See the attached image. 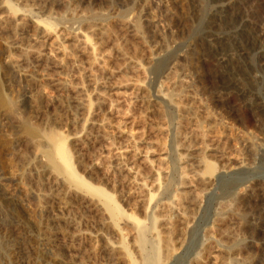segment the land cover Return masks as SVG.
Returning a JSON list of instances; mask_svg holds the SVG:
<instances>
[{
    "label": "rangeland",
    "instance_id": "obj_1",
    "mask_svg": "<svg viewBox=\"0 0 264 264\" xmlns=\"http://www.w3.org/2000/svg\"><path fill=\"white\" fill-rule=\"evenodd\" d=\"M0 18V264H146L131 234L144 225L152 254L162 213L189 193L186 129L206 136L209 183L196 210L173 215L166 264H264V0H0ZM37 28L77 41L23 55ZM115 46L143 65L128 102L113 82L133 71Z\"/></svg>",
    "mask_w": 264,
    "mask_h": 264
},
{
    "label": "bare ground",
    "instance_id": "obj_2",
    "mask_svg": "<svg viewBox=\"0 0 264 264\" xmlns=\"http://www.w3.org/2000/svg\"><path fill=\"white\" fill-rule=\"evenodd\" d=\"M17 20L14 21V22H16L17 25H19L21 27L25 26V22H26L25 20H23L21 18L18 21ZM2 23H4V20L2 18H0V24H2ZM128 26H129L128 24L125 25V27H128ZM17 27L13 29L14 32H16V30L18 29ZM98 33L100 34V31ZM35 36L37 37V39H35V38L34 39L37 41L38 46L35 45L37 47H34V49H32V48L23 49V47H22L21 51H22L23 55H27L29 53H35L37 55H41L42 56V53L46 52V53L49 54V52H52V51H55V53L56 52H62L63 54L64 53L66 54V49H67L66 43L72 42L74 44V42L77 41L76 38H70V37L68 38L67 36H65L63 34L49 33V32H45V31H41L39 28H37V30L35 32ZM115 47H116L117 53L123 54L121 56H123V58H126V55L124 53H122V50L120 49V47H118V46H115ZM128 56H127L126 60L128 59L127 60L128 61V69H131L133 71V72L131 71L133 73L132 77H128V79L126 78V80H124L122 82L121 81L120 82H118V81L113 82V87L115 89H117V90H121L123 88L124 89H126V88L129 89L130 88L132 90V92L130 94L129 93L128 94L119 93V96L122 97L127 102L131 101L133 99H136L137 95L143 91L142 81H141V77H140L142 72H143V65H142L141 59H139L138 57H130V58H128ZM95 60L96 59H94V61ZM98 63L99 62H97V64ZM96 66H99V65H96ZM103 73H104V71H103ZM105 73L107 75H112V71L111 70H105ZM171 80H172V82L174 81L173 77L171 78ZM59 86H62V85H59ZM178 107H179V110H180L181 114H183V118L184 117L185 118L191 117V118L194 119L197 116V112L190 106L179 104ZM164 132H165V129H163V128H158L157 131H156V133L159 134V135L164 134ZM128 135H129V138L134 137V135L131 134V133H129ZM52 137L55 139L54 135ZM56 137H57V134H56ZM177 138H178V143L180 145L181 150L184 151V153H185L184 157L181 159L183 167L181 168V178H180L181 180L180 181H181V185H182L183 191L185 189L186 190L189 189L190 191L187 194L182 192L180 194V196L177 198V206H178L177 210L172 208V207H169V208H167L168 209L167 211L162 213V217L164 218V223L167 226V228L165 229L163 237H160L159 235H156V240H155L154 246H153L154 247V251H153L152 254H150V255H145L144 254V252H145V248L144 247L148 244L146 242L145 238H144V236H145L144 234L147 233V231L145 230L144 225L138 224L136 226V233L131 234L132 235V239L135 242H137V244L140 245L139 246V254H140V257L145 260L146 264H166V262H168L172 258L173 254L175 252V246H176V244L174 243V239L172 237V234H171V232H172L171 231V225H172V222H173L172 221L173 220L172 217H173V215H177V214H179L181 212L186 213V212H191L192 210L193 211L196 210L199 207L200 201H201V197H200L201 194L196 188L199 187V186L200 187L206 186L209 183V178L203 172L204 165H205V153L207 152L206 136H205L204 132L203 131H197V132L191 131V132H189L186 129L184 131H180L178 133V135H177ZM64 141H62V142L64 143ZM62 142L60 141V143H62ZM60 143H57V144H60ZM55 146H56V149L58 148L57 151L61 152L62 160L67 165V167L69 168L70 176L74 177V179L77 178V179L81 180L82 183H83L84 182L83 179L78 175V173H77V171H76V169H75V167H74V165L72 163V158H71V155H70V153L68 151L67 144L64 143V144L55 145ZM161 147H163L162 143H161ZM50 151L48 152V156L50 154ZM57 151L53 152V154H55V157H56V154H57L56 152ZM162 153H163V150H162ZM236 160H237V158H236ZM159 162L162 165L164 163V159L161 158V160ZM59 166L57 168H59ZM60 169H62V166H61V168H59L58 171H60ZM208 171L210 173H212L214 171V168L210 167L208 169ZM89 187L92 190H95V191H97L99 193H102L104 195V197H105V199L107 201V207L110 210V212L113 214L114 217L119 218V217L123 216V211H121V209L116 205L115 201L113 200V198L110 195L104 193L99 188H96V187H93V186H89ZM204 188H206V187H204ZM209 235H210L211 238H213L211 233ZM180 242H181V240H179V243ZM124 245H125V243H124ZM205 251L209 255L213 254L214 246H213L212 241L208 245V247L205 249ZM54 257H55V259L57 261H59L61 263H67L63 258H61L57 254ZM132 264H135V263L132 262Z\"/></svg>",
    "mask_w": 264,
    "mask_h": 264
}]
</instances>
